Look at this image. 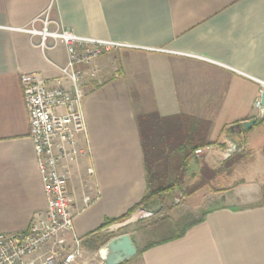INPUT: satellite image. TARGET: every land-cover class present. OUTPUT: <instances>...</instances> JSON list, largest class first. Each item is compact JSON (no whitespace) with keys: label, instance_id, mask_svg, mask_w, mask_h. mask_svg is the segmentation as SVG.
I'll list each match as a JSON object with an SVG mask.
<instances>
[{"label":"crops","instance_id":"crops-1","mask_svg":"<svg viewBox=\"0 0 264 264\" xmlns=\"http://www.w3.org/2000/svg\"><path fill=\"white\" fill-rule=\"evenodd\" d=\"M47 11L78 35L120 44L76 66L85 72L87 135L78 136L79 158L61 164L74 211V232L62 235L68 253L82 250L71 264H107L104 247L124 234L137 251L117 264H264V118L258 122L255 105L264 89V0H0V233L27 230L47 206L21 75L39 72L73 90L59 69L68 62L65 44L43 52L40 37L23 30ZM143 113L208 123L201 166L212 171V200L222 203L176 226L180 236L166 239L161 226L151 234L161 237L140 249L127 228L157 210L154 200L105 223L147 193ZM251 119L247 130L230 129ZM234 142L242 156L229 169L225 152Z\"/></svg>","mask_w":264,"mask_h":264},{"label":"built area","instance_id":"built-area-1","mask_svg":"<svg viewBox=\"0 0 264 264\" xmlns=\"http://www.w3.org/2000/svg\"><path fill=\"white\" fill-rule=\"evenodd\" d=\"M41 22V28L36 23ZM24 31L39 36L43 52L59 43L65 44L68 62L59 67L69 79L73 90L50 85L39 72L23 73L21 85L30 117V136L34 145L38 170L43 183L47 206L31 220L27 230L0 233V264H71L82 256L79 246L67 252L63 232H74L73 198L69 189L68 172L63 161H76L82 154L78 136L87 135V122L82 108L84 93L80 80L85 74L78 64H87L120 44L98 38L81 36L51 19L49 12L37 17ZM51 40V42H49ZM95 75V71L90 73ZM261 109L260 100L255 102ZM209 146L195 150L200 156ZM94 168L87 167L90 178ZM148 214V213H147ZM79 245V240L75 238ZM47 246V250L43 248Z\"/></svg>","mask_w":264,"mask_h":264},{"label":"trees","instance_id":"trees-1","mask_svg":"<svg viewBox=\"0 0 264 264\" xmlns=\"http://www.w3.org/2000/svg\"><path fill=\"white\" fill-rule=\"evenodd\" d=\"M263 118L260 117L258 122ZM137 121L144 152L147 193L129 212L119 218L107 220L105 225L131 217L152 199L160 198L176 188L182 189L187 168L195 157V150L208 144V123L203 119L143 113L137 117ZM241 156L242 154L235 153L227 158V167L230 169L233 162L238 161ZM206 169L208 168L205 166L202 171ZM183 232H173L166 239L180 236ZM152 245L153 243L148 247Z\"/></svg>","mask_w":264,"mask_h":264},{"label":"rangeland","instance_id":"rangeland-1","mask_svg":"<svg viewBox=\"0 0 264 264\" xmlns=\"http://www.w3.org/2000/svg\"><path fill=\"white\" fill-rule=\"evenodd\" d=\"M203 154L195 156L193 159L192 166L186 172V180H184L182 189L176 188L172 193L152 199L149 202L154 200L156 203H151V206L156 205L155 209L157 210L152 215L139 218L129 224L127 229L135 234L140 249L148 240H157L161 237L160 235L157 237L151 235L158 228L169 229L167 234H172L177 229L176 226L181 228L185 224L200 218L202 213L210 207L222 203L220 199L212 200L211 192L213 189L205 186V180L207 176L212 175V171L210 169L202 171V168L205 167L204 165L201 166ZM200 169L201 173L199 174ZM196 189L199 190V193L191 199V192Z\"/></svg>","mask_w":264,"mask_h":264},{"label":"water","instance_id":"water-1","mask_svg":"<svg viewBox=\"0 0 264 264\" xmlns=\"http://www.w3.org/2000/svg\"><path fill=\"white\" fill-rule=\"evenodd\" d=\"M260 105H261V117H264V89L261 92L260 96ZM257 122L256 119H251L244 121L242 124H234L230 126V129L237 132H242L243 130H247L251 128ZM240 144L234 142L230 144L229 148L225 152V158H229L234 153H236ZM105 257L104 261L107 264H117L123 260L130 258L137 251L133 240L128 234H124L112 239L106 246L104 247Z\"/></svg>","mask_w":264,"mask_h":264}]
</instances>
